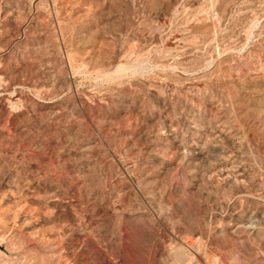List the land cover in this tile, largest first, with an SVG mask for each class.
I'll use <instances>...</instances> for the list:
<instances>
[{
    "label": "rangeland",
    "instance_id": "rangeland-1",
    "mask_svg": "<svg viewBox=\"0 0 264 264\" xmlns=\"http://www.w3.org/2000/svg\"><path fill=\"white\" fill-rule=\"evenodd\" d=\"M0 264H264V0H0Z\"/></svg>",
    "mask_w": 264,
    "mask_h": 264
},
{
    "label": "bare ground",
    "instance_id": "bare-ground-1",
    "mask_svg": "<svg viewBox=\"0 0 264 264\" xmlns=\"http://www.w3.org/2000/svg\"><path fill=\"white\" fill-rule=\"evenodd\" d=\"M22 213V212H21Z\"/></svg>",
    "mask_w": 264,
    "mask_h": 264
}]
</instances>
